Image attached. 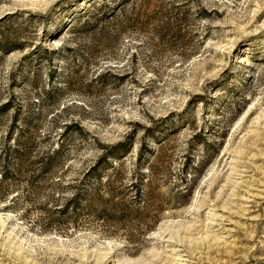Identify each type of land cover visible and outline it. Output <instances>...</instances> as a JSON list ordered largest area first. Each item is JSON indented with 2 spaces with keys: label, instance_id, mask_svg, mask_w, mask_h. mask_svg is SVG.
<instances>
[{
  "label": "rangeland",
  "instance_id": "rangeland-1",
  "mask_svg": "<svg viewBox=\"0 0 264 264\" xmlns=\"http://www.w3.org/2000/svg\"><path fill=\"white\" fill-rule=\"evenodd\" d=\"M132 4L141 22L117 42L68 29ZM43 48L52 64L36 62ZM50 86L44 131L77 121L96 138L72 172L119 144L124 184L143 144L159 170L111 226L84 212L77 230L47 228L35 193L0 202V264H264V0H0V95L40 111Z\"/></svg>",
  "mask_w": 264,
  "mask_h": 264
},
{
  "label": "trees",
  "instance_id": "trees-1",
  "mask_svg": "<svg viewBox=\"0 0 264 264\" xmlns=\"http://www.w3.org/2000/svg\"><path fill=\"white\" fill-rule=\"evenodd\" d=\"M144 6L91 7L83 15H74L68 29L72 34L91 30V36L101 43L117 42L122 29L141 22L140 10ZM95 29L100 31L98 35ZM51 54L43 48L36 62L42 64L45 59L52 64ZM51 76L52 72L48 74L49 79ZM42 95L40 111L31 110L15 93L10 92L5 98L0 95V202H6L5 209H17L20 193L25 201L35 193L44 198L47 228L77 230L86 223L84 212L93 217L91 222L100 220L105 226L133 219L138 211L126 203L127 192L130 187H136L135 196L145 195V178L159 170L154 165L158 152L154 153L144 144L140 146L129 171L130 179L136 182L128 185L124 184L127 172L122 162L128 153L124 144L108 147V152L86 170L72 172L76 151L96 138L90 141L77 121L63 124L60 133L53 132L61 127L55 124L44 131L45 119L54 113L48 112L49 103L54 102L53 86L44 89ZM71 172L75 175H70Z\"/></svg>",
  "mask_w": 264,
  "mask_h": 264
}]
</instances>
